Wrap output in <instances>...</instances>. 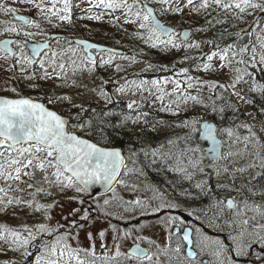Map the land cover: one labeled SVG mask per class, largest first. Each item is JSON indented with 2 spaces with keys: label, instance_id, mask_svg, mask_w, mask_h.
Listing matches in <instances>:
<instances>
[{
  "label": "snow or ice",
  "instance_id": "obj_1",
  "mask_svg": "<svg viewBox=\"0 0 264 264\" xmlns=\"http://www.w3.org/2000/svg\"><path fill=\"white\" fill-rule=\"evenodd\" d=\"M84 2L89 6L86 11L93 13L87 16V19L100 21L103 19L104 11H107L110 15L119 11L121 16H115V21L118 22L123 17L124 24L136 26L137 31L134 36L137 39L142 40L151 48L159 47L166 51H179L182 48L185 51L190 48L199 49L201 45L199 42L191 41L189 31L177 32L176 29L163 24L159 16L179 14L185 8H190L192 12L199 15L201 12H207L213 6L225 12H235V18L238 20H243L245 15H250L249 9L264 12V0H183V2L182 0H84ZM18 3L30 5L36 9L39 15L49 24H52L53 20L71 24L73 9L79 7V4L75 3L74 0H18ZM154 4L159 5V8L153 7ZM96 10L104 11L97 13ZM0 11L8 14L17 13L19 9L0 4ZM16 19L37 29L41 27L39 22L30 20L23 15L16 16ZM208 23L211 24V21ZM199 30L204 31L206 29ZM7 34H14L16 37L23 35L29 38L43 34L42 32L22 31L12 25L0 29V36L5 37L0 40V51L5 53L2 58L5 60L10 57L13 58L15 64L22 65V71H26L27 66L38 64L43 72L39 77L40 79H52L54 74L59 78L56 69L59 68L63 71L66 65L63 62L57 63V60L62 54L66 53L63 51L58 53L52 50L51 44L48 43L43 47L47 50L45 55L48 52L51 55L48 56L47 60H37L36 57L40 54L39 46L30 49L31 56L26 55L24 49L27 44L20 39L10 38ZM257 40H260L259 36ZM69 43L70 45L78 43V46L82 45L86 49L98 47L95 44L82 41H70ZM209 43H214V41ZM13 46L18 48L19 51H15ZM261 47H264V43H261ZM249 50L247 44L242 47L228 45L225 48L216 45L215 50L207 54L206 58L208 61H212L214 57H218L222 62L220 65L222 68L230 65L233 61L237 64L246 65L256 61L255 47L251 49L253 53L251 60L246 61L244 59ZM68 51L73 56L77 55L75 48L70 47ZM103 51L108 53L107 58L101 57L99 61L90 52L87 53L81 62L83 67L94 70L97 66H113V59L117 55L124 59H130L133 63L136 62L135 56L127 57L122 53L108 49H103ZM183 59H195V57L185 56ZM260 62L264 63V55L260 57ZM72 64L77 65V61L73 59ZM49 66L52 68V73L48 71ZM77 67L79 68L80 65H77ZM114 67L117 72L123 70L119 64L114 65ZM153 67L151 64L147 65V69ZM197 68L199 69V65H197ZM203 68L207 71L210 65L204 64ZM163 70L167 71V66H163ZM188 71L187 68H182L177 73V75L184 76L183 81L179 79L169 81L167 78L163 81H146L142 79L129 81L124 79L123 84L116 82L118 84L116 92L126 94L130 91L135 95L137 91L141 93L148 91L151 95L152 90L145 88V85L150 83L157 87L160 92L156 99L160 100L162 104L166 96L176 95L177 100L174 103H176L178 109L179 105L188 99H197L190 93L186 94L187 89H192L197 84L203 86L207 83L209 88L226 87L223 84L208 83L198 77L190 76ZM235 72L236 76L234 83L231 85L232 87H235V84L243 78V75L247 74L239 67L235 69ZM25 78L34 80L37 77L33 72ZM110 82L101 79L100 85L92 89L99 99L109 103L111 102V95L106 85ZM169 82L174 84L172 92H163L161 85ZM182 84L185 87H181ZM30 87L36 88L37 85H30ZM11 91L15 94L14 97H0V181L6 185V187L0 186V194H2L0 195V211H5L8 206L12 205H25L34 207L36 211L44 210L45 220H51L49 213L56 206V201L47 205L34 204L35 196L45 193L42 186L37 187L34 183L29 182L35 179L37 171L42 174V183L47 184L49 188L55 187L61 192L73 190L77 193L76 196L69 199L75 200L81 207H73L63 217L64 223L57 222L54 227L48 223H39L32 226L25 224L20 228H9L7 225H0V242L8 245L9 250L20 252L23 257L22 261H7L5 264H159L158 253L164 252L167 254V249H160V246L156 245L157 251H151V246L155 244V241H148L150 246L148 249L137 245L127 252L121 251L120 244L117 241L130 238L136 229L121 230L115 224L110 223L108 225V229L115 233L113 237L115 251L111 256L108 255L110 250L103 244L102 247L105 249L103 256H97L95 251L96 238L98 237L103 241L108 229L99 230L95 236L93 232H87L86 239L91 244L87 248L79 246L80 232L78 230L86 229L89 221L94 222L101 217L120 219L123 218L124 214L131 213L132 218L136 219L137 211H139L140 216L158 215L179 209L180 205L168 199L166 193L156 188L150 189L153 196L149 201L142 200L139 197L125 201L116 195V185L130 187L133 191H135V185H128L121 178L122 169L124 175H127L128 169L119 149L101 146L87 138L91 122L82 118L81 114L87 111L82 104H76L67 95L53 94L42 97H28L21 95L15 88ZM65 102L71 106L66 115L56 110L58 104ZM136 103V101H132L127 107L133 109ZM171 103L173 102L165 105L161 110H168ZM72 109H78V111L73 114ZM213 111H216V109L213 108ZM220 111H223V109H220ZM176 114L178 112L174 111L173 115ZM142 115H147V113L137 115L136 121ZM123 119L127 121L131 120L132 117L125 116ZM182 123L184 127L191 128L192 132L199 131L196 125L200 121H183ZM244 127L249 126L245 125ZM202 129L204 137L210 139L214 145L210 149L212 159L208 165L212 168V173L206 175L216 177L218 188H227L229 191L239 193L241 189L234 186L235 174L243 173L246 169L236 168L230 172L227 166L217 167L218 160L227 158L221 150V143L217 141V135L222 132L227 137L232 138L234 131L231 128L214 129L213 125L207 122L202 124ZM249 132H251L250 127ZM80 133H84V135ZM247 139L248 137H245V140ZM187 151L192 157L188 161L190 167L194 172L204 173L205 169L200 166L202 157L198 155L201 149L192 147ZM152 155L155 157L157 154L153 152ZM231 155L232 153H228V156ZM257 167L260 169L258 175H264V155H261L259 151L255 153V159L247 166L249 169ZM180 171L184 173L186 178L191 179L193 173L188 172L187 169H180ZM226 174L233 181L231 187L222 182ZM252 179H256V177ZM13 184L16 185L15 189L12 187ZM21 184H26L28 189H34L30 193L33 200L26 201L20 197L8 196L9 190L23 192L24 189L20 187ZM98 185L102 186L105 192H111L112 196L103 199L102 203L99 197H95L93 202L89 203L83 197L85 195L91 196ZM195 187L200 190L196 196L187 191L182 195L197 199L200 195H210L212 193L207 180L197 182ZM251 194L253 196L257 195L255 191H251ZM46 195L51 196L52 193L46 192ZM113 203L120 205L123 208V213L109 211L108 209ZM84 205H87V207H84ZM209 208L218 209V211L213 212L211 217L206 220L202 219V217L208 216V212L204 209H185L187 217L200 221L199 226H193L191 221L178 215H167L163 218L162 222L168 228L169 243L173 239L177 241L173 252L179 259L180 264H205V258H207V264H264V203L250 202L247 199L238 201L236 197L227 198L226 200L217 198L215 203L209 205ZM226 209L230 210L227 217H225ZM93 213L98 215L94 216ZM144 226L143 224L139 225L140 228ZM206 229L215 230L216 234H209ZM44 237H52V239H44ZM38 238L40 239L39 244L36 243ZM139 239L143 240L144 238L140 237ZM73 240L77 244L75 247L71 243ZM31 249H35L37 254L30 261L28 257L34 255Z\"/></svg>",
  "mask_w": 264,
  "mask_h": 264
},
{
  "label": "rangeland",
  "instance_id": "obj_2",
  "mask_svg": "<svg viewBox=\"0 0 264 264\" xmlns=\"http://www.w3.org/2000/svg\"><path fill=\"white\" fill-rule=\"evenodd\" d=\"M15 1V8L27 11L35 21L47 25V30H42L41 27L40 29L33 27L32 29H36V33L42 32L45 37L48 36V38H50V35L53 32H59L68 36H74L72 37L74 39H84L90 35H94L96 39H99L98 41H100L101 38L105 39L107 42H103L110 47H118L120 50H123L124 52L126 51V53L129 52V55L126 54L125 56L136 57V62L133 63L130 59H124L121 56H116L113 59V66H97L94 70H92L90 68L83 67L81 64L84 58L82 56L83 54L80 53L79 48L76 47L74 43L70 45L69 42H65V44L57 42L55 46L56 52L60 53L63 51L66 53L62 54L58 58L57 63L63 62L66 66L63 71H61L59 68L56 69V73L59 74V78H57V76L54 74L52 79H43L45 85L43 95H67L71 97L73 102L76 104H82L85 109H90L94 106H100L101 111H104L105 108H109L110 106H113L117 109L124 108L126 112H121L118 114V116H116L117 118L115 121H117V123L114 124L116 130H127V132L130 130H135V134H140V132L142 134L144 132L151 134L156 139L154 140L156 145H153V148L148 147L145 149L144 147H141L135 149L134 152L127 153L128 161L126 165L128 172L127 175H124V172L122 171L121 178L125 180L128 185H135V191H133L130 187L116 185V195L125 201L134 200L137 197L141 198L142 200L149 201L153 196V192L150 189L156 188L161 192L166 193L168 199L180 205L179 209L160 213L158 215L140 216L139 211H137L136 219L132 218L131 213L124 214L123 218L120 219L113 217H101L96 219L94 222H91V224L86 229L78 230L80 232V247L87 248L91 246L90 242L86 239L87 232L91 231L95 236L99 230L108 229V225L111 223L117 225V227L121 230L136 229L130 238L117 241L120 244L122 252H125V248H128L130 244L136 242V240L146 242L151 240L155 241V244L153 245L154 252L157 251L156 245H159L160 249H167V254L164 252L158 253L159 260L161 262L165 261L170 262L171 264H175L176 262V264H180L179 259L173 252L177 241H173L172 247L168 248V228L162 222L164 217L167 215H178L185 218V220L191 221L193 226H199L200 221L187 217L185 209H204L208 212V216L202 217V219L206 220L211 217L213 212L218 211V209L209 208V205L215 203L217 198L226 200L227 198L236 197L238 201L247 199L250 202L254 201L256 203H264V181L259 180L258 173L260 170L247 168L248 164L255 159L256 152L259 151L261 155H264V134L262 133H258L259 136H257L255 139L248 137L247 140H245L243 136L237 137L236 131L233 129L234 136L232 138H229L221 133V137L223 139H230V141L227 149L225 148L224 150L225 156L227 158L220 160L217 164V167L227 166L230 172L236 168L246 169V171L243 173L235 174L236 179L234 186L241 189L239 193L236 191H229L227 188H218L216 177L214 175H206L212 173V168L208 167L209 161L204 155V149L208 147V143L204 142L202 138H200L201 124L208 119L211 113L217 114V112H220V109L225 110L218 95L222 94L223 92V94L227 96L226 100H236V102L242 104L243 110L245 112L251 111V105L246 99L247 95L245 94L244 88L241 84V80L243 78L235 84V87L231 86L235 81V69L237 67H242L241 65L244 66V64H237L234 62L222 68L220 67L222 62L218 57H214L212 61L207 60V54H210L212 51H214L216 45H214V43H209L210 40L206 36L205 31L199 30L203 28L199 26V23L194 17L196 13L192 12L190 8H185L184 11L179 14H166L160 16L166 21L168 25L172 27L181 29V24H183L194 28L197 35L195 42H199L201 45L199 49L190 48L185 51L182 48L179 50V52L182 54V56L180 54V60H184L183 56L195 57V59L184 60L185 62L183 64L179 65L177 69L172 70L169 74L160 73L161 65H159L158 70L156 67L147 69V65L151 63V60L146 61L148 58L151 59V57L147 56L151 47L134 36V33L137 31L135 25L124 24L123 17H121L120 21L118 22L114 20L115 16H121L119 11L106 17V21H103L105 20L104 18L100 21H96L95 31L92 32L88 30V26H83L80 23L73 24L72 26L71 24L61 23L57 20H53L52 24L44 23L46 20H44L43 17L39 15L36 9L32 8L30 5L19 4L18 0ZM74 2L79 4V7L73 9V12L75 11L76 14H78V11H81L87 7V3H85L84 0H74ZM153 6L159 8V5L154 4ZM9 25L15 26L17 28L22 27L25 29L24 26H18L10 19L7 21L2 20L0 22V29H3ZM81 26H83L84 29H82ZM89 32L94 34H89ZM7 35L9 36L10 34ZM38 36H40V34H38ZM258 36L260 37L259 41L257 40ZM4 38V36H0V40ZM123 41L125 42L123 43ZM261 43H264V25L261 26V30L256 33L254 46L249 48L250 50L245 56L251 59L250 55L253 54L251 49L255 47L256 57L260 59V57L264 55V47H261ZM70 47L75 48L77 53L76 56H73L72 53L68 51ZM107 55L108 53H104L99 56V59L101 57L107 58ZM2 57L4 56L0 51V94L14 97L15 94L11 91L13 88H15L20 94L29 92V86L32 83V80L26 79L25 77L31 75L32 68L27 66L26 71H22L21 68L20 70L18 69L14 71L9 65V59L5 60ZM73 59L77 61V65H80L79 68L77 65L72 64ZM116 64H119L123 70L117 72L114 67ZM204 64H209L210 68L215 69L220 75L217 76V73H211L210 68L209 70L205 71L203 68ZM197 65H199V69L197 68ZM182 68H187L189 70L188 75L190 76L198 77L200 80L208 83L214 82L217 85L223 84L226 87L220 88L217 86L216 88H209L207 83L203 86L197 84L192 89H187L186 92V94L190 93L192 96L197 97V99H188L186 102L181 103L178 109L176 103H174V101L177 100L176 95L166 96L162 104L160 100L156 99L160 92L157 90V87H154L150 83L145 85V88H150L152 90L151 95L148 91H144L142 93L137 91L135 95H133L130 91L126 94H119L116 92V87L118 86L116 82L123 84L124 79L129 81H139L141 79L146 81H163L165 78H167L169 81L176 79L183 81L185 79L184 76L177 75V73H179L180 69ZM48 71L49 73H52V68L50 66L48 67ZM22 72H24L26 75H24ZM101 79L111 81L106 85V88L111 95L110 103L99 99L96 93L92 91V89L97 88L100 85ZM181 87H185V85L182 84ZM173 88L174 84L171 82L161 85L163 92H172ZM32 90L36 91V88H32ZM133 91H135V89H133ZM132 101H136L137 103L134 105L133 109H129L127 105ZM170 102L173 103H171V107L168 110H161ZM70 107L71 106L65 102L58 104L56 106V110L59 109L68 112ZM213 108H215L216 111H213ZM174 111L178 112V114L173 115ZM140 113H147V115L140 116V119L136 121V116ZM106 116L110 115L106 114ZM125 116H131L132 119L124 121L123 118ZM193 120L200 121V123L196 125L199 131L192 132L191 128L183 126V121L191 122ZM161 121L163 123H160ZM255 126L258 128V125ZM101 132V134L99 133L100 135H98V138L100 141H104L105 131ZM189 134L191 135L189 136ZM148 137L149 135L147 138ZM143 138V143H145L147 138L144 136ZM192 147H199L201 149V152L198 155L202 157V163L200 166L205 169L204 173L194 172V170L188 164V161L192 157L187 150ZM153 152L157 154L155 157L152 155ZM145 153H147V155H145ZM228 153H232V155L228 156ZM154 165H157V168L160 171V174H157V177H155L153 173L147 171L148 166ZM169 168L173 173L168 172ZM180 169H187L188 172L193 173L190 180L187 178V180L191 182L195 181L197 183L203 180L208 181V178L210 177L213 179V189L215 192L211 195H208V205L203 203V205H200L197 199H192L191 197L182 195V193L187 190L178 187L177 184L172 180L173 174L174 176L180 174V176L185 177L184 173L180 171ZM253 177H256V179H252ZM249 181H251V183H249ZM29 182L34 183L37 187L42 186L45 189V193H40L35 196L34 204L47 205L51 204L53 201L57 202L56 206L52 208L49 213L51 220H45V212L42 209L36 211L34 210V207H28L25 205H12L8 206L5 211H0V225H7L9 228H20L25 224L32 226L39 223H48L54 227L56 226L57 222L64 223L63 217L66 216L73 207H81L75 200L69 199L70 197L76 196L77 193H75L73 190L61 192L55 187L49 188L47 184L42 183V174L39 171H37L35 179ZM222 182L228 184L230 187L233 186V181L227 174L223 177ZM0 186L6 187L2 181H0ZM12 187L15 189L16 185L13 184ZM20 187L24 189L23 192L9 190L8 196L20 197L26 201L33 200V196L30 195V193L33 192L34 189H28L26 184H21ZM250 190L255 191L257 195L253 196ZM46 192H51L52 195L48 196L46 195ZM187 192H189V190ZM91 196L99 197L100 202L102 203L103 199L111 197L112 193L106 192ZM89 197L90 196L85 195L83 198L88 200L89 203H92L94 198L89 199ZM5 199H7V197H5ZM152 202L154 203V201ZM84 207H87V205H84ZM108 210L113 213L123 212V208L116 203L110 205ZM229 214L230 210L226 209L225 217H227ZM93 215L96 216L98 214L93 213ZM249 215H251V213H249ZM150 216L162 218L160 219V227H158L157 224H152L149 225V227L139 228L138 226L143 224L142 222L148 219ZM206 230L209 231V234H216L215 230ZM114 235L115 233H113L111 229H108L103 241H101L98 237L96 238L95 251L97 256L104 255L105 249H101L102 244H106L107 249L110 250L108 255L111 256L114 254ZM140 237H143L144 239L141 240L139 239ZM46 239H48V237ZM36 243H40L39 238L37 239ZM71 243L73 247L77 246L75 240L71 241ZM22 260L23 257L21 256L20 252L11 251L9 250L8 245L0 242V264H5L7 261ZM205 264H207V258H205Z\"/></svg>",
  "mask_w": 264,
  "mask_h": 264
},
{
  "label": "trees",
  "instance_id": "obj_3",
  "mask_svg": "<svg viewBox=\"0 0 264 264\" xmlns=\"http://www.w3.org/2000/svg\"><path fill=\"white\" fill-rule=\"evenodd\" d=\"M249 12L251 13L250 15H245L243 20H238L235 18V12H225L224 10L213 6L208 9L207 12H201L199 15L195 14L194 17L199 25L203 29H206L204 30L206 36L210 41H214V45H219L221 48H224L228 45L242 47L247 44L250 48L254 46L256 33L260 31L261 26L264 25V12L253 11L251 9H249ZM209 21H211V24L208 23ZM217 21L220 22L218 23ZM242 29L244 30L243 32L241 31ZM237 33H239V35H237ZM124 42L125 41H123V43ZM180 54L181 53L177 50L166 51L159 47L150 48V52L147 56L151 57V59L148 58L146 61L151 60L150 64L157 67V70L159 65H161L160 72L165 71L163 70V66H167L168 70L166 72L171 73L172 70L177 69L179 65L185 62L184 60H180ZM252 55L253 54H251L250 57H252ZM244 59L246 61L251 60L246 56ZM181 61L183 62L181 63ZM234 62L235 61L232 63ZM241 66L242 67L240 68L247 73L243 76L241 84L244 88L245 94L247 95L246 99L251 105V111L245 112L242 104L236 102L234 99L226 100L227 96H225L222 92V94L218 96L220 97L221 102L223 103L222 106L225 110L217 112V114L211 113L206 121L214 122L218 129L221 130L225 128L235 130L237 137L243 136L244 138L252 137L255 139L259 136L258 133L264 134V63H261L260 59L256 57V61L254 63H247L246 65ZM210 72L213 74L217 73V76L220 75L219 72L213 68H210ZM26 94L29 93L26 92L21 95L25 96ZM91 120L93 127L96 130L95 133L99 134L100 131L109 133V142L113 146L127 149L131 145L142 146L145 144H153L154 142L152 139L153 136L145 132L143 134L141 132L140 134H135V131H126L123 133L118 132L115 129L114 124H110L108 120L103 118L102 113H99V111L97 114L92 115ZM245 125L251 128V132H249V127H244ZM255 125H258V128H256ZM221 133L219 134L220 137ZM148 135V138H151V140H145L146 142L143 143V136L147 138ZM223 141L226 146L225 148L227 149L230 139L227 140L224 138ZM255 169L259 168L257 167ZM168 172L173 173L172 170H168ZM172 180L178 187L187 191L189 190L193 196H196L200 192V190L195 187V181H188L187 178L180 176V174H177L176 176L173 174ZM259 180L264 181V175H259ZM208 183L211 186L212 193H214V182L211 177L208 178ZM197 200L200 205H208L209 196L200 195Z\"/></svg>",
  "mask_w": 264,
  "mask_h": 264
},
{
  "label": "flooded vegetation",
  "instance_id": "obj_4",
  "mask_svg": "<svg viewBox=\"0 0 264 264\" xmlns=\"http://www.w3.org/2000/svg\"><path fill=\"white\" fill-rule=\"evenodd\" d=\"M15 3H16L15 0H0V4H4V5L7 6V7H14ZM88 7H89V6H88V4H87V7H86V8H84V9H82L81 11H78V12H77L78 14H76L75 11L73 12V17H74V19L72 20L71 26H72L73 24L80 23V24H82L83 26H88V27H89L88 30L94 32V31H95L96 20H89V19H87V16L93 14L92 12L86 11V9H88ZM155 8H156V7H155ZM96 11H97V13H99L100 11H104V10H96ZM17 13H19V14H21V15H24V16H27V17H30L31 20H34V18L31 17V15H30L27 11H25V10H23V9H20ZM29 15H30V16H29ZM109 15H110V14H108L107 11H104L103 18L105 19V18L108 17ZM111 15H112V14H111ZM76 17H79V18H76ZM159 18H160V20H161L166 26H168V27H170V28H174V29H176L177 32H181V31H183V30H185V29H189V28H190V29H193L192 41H194V42L196 41L195 39L197 38V35H196V31L194 30V28L181 24V29H178V28H175V27H172V26L168 25V24L166 23V21L163 20L160 16H159ZM8 19H10L13 23L17 24L18 26H20V25L24 26L25 29H23L22 27H18V28L21 29L22 31H30V32L36 33V29L33 30V29H32L33 27H31V26H29V25H26V24H24L23 22H19V21H17V19H16V13H8V14H5L3 11H0V22H1L2 20L7 21ZM103 21H106V19L103 20ZM108 21H109V19H108ZM44 23H47V21H45ZM40 25H41V29H42V30H47V25H44V24H42V23H40ZM83 26H81L82 29H84ZM199 26H200V25H199ZM34 28H35V27H34ZM89 34H94V33L89 32ZM53 36H63V37H59L58 40H57V39L52 40V37H53ZM9 37H10V38H13V39H20V40L24 41L25 43L28 42V43H30V44H39V43H45V42H49V41H51V47H52V50H54V51H56L55 46H56L57 42H61V43H64V44H65V42H67V43L70 42V41H73V42H74V38H72V37H74V36H68V35H65V34H63V33H59V32H53V33L50 35V38H48V36L45 37L44 34H40V36L35 35V36H33V37H29V38H26V37H24L23 35H21V36H19V37H16L14 34H10ZM80 38H81V37H80ZM84 40L90 41V42H92V43L101 44V45H107L106 43H104V42H107L105 39L101 38V40L98 41L99 39H96V37H95L94 35H90L89 37L84 38ZM103 41H104V42H103ZM74 45H75L76 47L79 48L80 53L83 54L82 56L84 57L85 54H84V52H83V48L80 47V46H77L75 43H74ZM13 47H14V50H15V51H19L18 48H15V46H13ZM224 48H225V47H224ZM46 51H47V50H46ZM46 51H45V52H46ZM1 52H2V54H3V56H4L5 53H4L3 51H1ZM45 52L40 56V58H39L38 60H40V59L47 60V59H48V56H50L51 53L48 52V54L45 55ZM24 53H25L26 55L31 56V55H30V52H29V50H28L27 47L24 49ZM96 54H97V59H98V61H99V56L102 55V54H104V53H96ZM126 54L129 55V52L126 53V51H125L124 56H125ZM9 65L12 67V69H13L14 71H16V70H18V69L20 70V68H22V65H20V64H15L14 59H12L11 57L9 58ZM28 67H29V66H28ZM30 67L32 68L31 72H32V73L35 72V75H36V77H37L36 79L32 80V83H31L30 85H37V87H36V91H33V90H32V87L29 86V90H30V91L28 92L29 94H27V95H25V96H28V97H42V96H45V95H43V94H44L45 85H44L43 79H40V78H39V77L43 74L42 70L39 68V65H38V64L33 65V66H30ZM156 68H157V67H156ZM19 73H20V72H19ZM22 73H23L24 75H26L24 72H22ZM32 73H31V74H32ZM160 73H169V74H170V72H166V71H163V72H160ZM155 74H159V73H155ZM0 96H2V97H11V96H7V95H5V94H0ZM23 96H24V95H23ZM57 111L61 112L62 114H65V115L68 113V112H65V111H62V110H59V109H58ZM77 111H78V110H72L73 114H75ZM98 111H99V113H102L103 118H105L106 120H108L110 124H116V123H117V121H115L116 118H117L116 116H118L119 113H121V112H122V113H125L126 111L124 110V108L117 109V108H115V107H113V106H110L109 108H105L104 111H101V107H100V106H94V107H92V108H90V109H87L86 112H84V113L81 114V115H82V118H83L85 121H90V122H91V124H90V128H89V132L87 133V138H89V139L92 140L93 142L98 143V144L101 145V146H105V147H109V148H117V149H120V150L122 151L123 155H124V158H125V164H127V161H128V159H127V153H129V152H134L135 149H138V148H141V147H144L145 149L148 148V147L153 148V145H156V142L154 141L153 144H145V145H142V146H133V145H131V146H130L129 148H127V149H124V148L122 149V148H120V147L113 146V145L109 142V141H110V139L108 138L109 133H106V132H104V133H105V136H104V137H105V140H104V141H100L99 138H98V135H100V134L103 133V132L100 131V132H101L100 134L95 133L96 130H95V128L93 127V123H92V120H91L92 115L97 114ZM106 114H108V115H110V116H106ZM115 129H116V128H115ZM126 131H127V130H119L118 132H122V133H123V132H126ZM130 131H135V130H130ZM80 134H81V135H84V133H80ZM96 135H97V136H96ZM152 139H153V140H156L155 137H153ZM150 140H151V138H147L146 141H150ZM169 170H171V169L169 168ZM122 171L124 172L123 169H122ZM147 171L150 172V173H153L155 177H157V174H160V171H159V169L157 168V165H154V166H148V167H147ZM168 195H169V194H168ZM95 197H96V196H95ZM95 197L90 196L89 199H92V198H95ZM122 213H123V212H122ZM94 216H95V215H94ZM160 219H162V218H156V217L150 216L148 219H146V220H144V221L142 222L143 225H145L143 228H145V227H149V225H152V224H157L158 227H160V225H161ZM91 222H92V221H89V222H88V226L91 224ZM127 224H128V223H127ZM138 227H139V226H138ZM139 228H140V227H139ZM46 238H47V237H44V239H46ZM48 239H52V237H48ZM173 241H175V239H173L172 242H173ZM172 242L169 243V240H167L168 248H171V247H172ZM104 245H106V244H104ZM137 245H139L140 247L145 248V249H148V248L150 247L148 242H146V241H139V240H136V242L131 243L130 246H129L128 248H127V247L125 248V252L129 251L132 247L137 246ZM101 249L103 250L104 248L101 247ZM31 251H33V254H34V255H33L32 257H28L30 261L33 260L35 254H37V253H36V250L31 249ZM151 251L154 252V246H153V245L151 246ZM99 256H103V255H99ZM153 259L155 260V258H153ZM159 264H171V263H170V262H165V261L161 262V261L159 260ZM175 264H176V262H175Z\"/></svg>",
  "mask_w": 264,
  "mask_h": 264
},
{
  "label": "water",
  "instance_id": "obj_5",
  "mask_svg": "<svg viewBox=\"0 0 264 264\" xmlns=\"http://www.w3.org/2000/svg\"><path fill=\"white\" fill-rule=\"evenodd\" d=\"M18 15H21V14L16 13V16H18ZM23 16H24V15H23ZM25 17L28 18V19H30V17H27V16H25ZM30 20H31V19H30ZM17 21H19V20L17 19ZM160 21H161V20H160ZM19 22H21V21H19ZM161 22H162V21H161ZM162 23H163V22H162ZM163 24H164V23H163ZM167 27H168V26H167ZM183 31H189V33H190V38H191V41H192L193 30L189 28V29H185V30H183ZM181 32H182V31H181ZM57 37L59 38V37H63V36H53V37H52V40L57 39ZM81 41H82V42H86V43L95 44V45L98 46V47L95 48V49H86V48H84L82 45H80V47L83 48V52H84L85 55H86L87 53L90 52L91 55H92L94 58H96V59H97V54H96V53H103V52H104L103 49L114 50V51L117 52V53H122V54H124V51H123V50H120V49L112 48V47L105 46V45H101V44H97V43H92V42L87 41V40H84V39H74V42H81ZM48 43L51 44V41H49V42H45V43H39V44H30V43L26 42V44H27V48H28L29 52H30V49H31L32 47H34V46H39V48H40V54L36 57L37 60H38V59L40 58V56L46 51V49H44L43 45L48 44ZM75 44L78 45V43H75ZM51 49H52V47H51ZM30 55H32L31 52H30ZM12 59H13V58H12ZM0 97H2V96H0ZM204 122L210 123V124L213 125V128H214V129H218V127L216 126V124H215L214 122H210V121H204ZM204 122H203V123H204ZM203 123H202V124H203ZM202 124H201L200 138H202V140H203L204 142L208 143V147H206V148L204 149V155H205V157L208 159V161L210 162V160L212 159V153L210 152V149L213 148L214 145H213V143H212V141H211L210 139L205 138L204 135L202 134V133H203ZM217 141L221 143V150H222V152L224 153V141H223V139H222L219 135H217ZM119 150H120V149H119ZM120 151H121V150H120ZM121 153H122V151H121ZM122 156L124 157L123 153H122ZM124 159H125V158H124ZM221 160H222V159H221ZM219 161H220V160L217 161V164H218ZM209 168H210V167H209ZM103 193H106V192L104 191L103 187L100 186V185H98V186H96V190L93 191L92 195H98V194H103Z\"/></svg>",
  "mask_w": 264,
  "mask_h": 264
}]
</instances>
